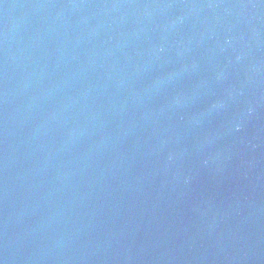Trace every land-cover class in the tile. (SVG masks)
Instances as JSON below:
<instances>
[{
    "label": "water",
    "instance_id": "95a60500",
    "mask_svg": "<svg viewBox=\"0 0 264 264\" xmlns=\"http://www.w3.org/2000/svg\"><path fill=\"white\" fill-rule=\"evenodd\" d=\"M0 264H264V0H0Z\"/></svg>",
    "mask_w": 264,
    "mask_h": 264
}]
</instances>
